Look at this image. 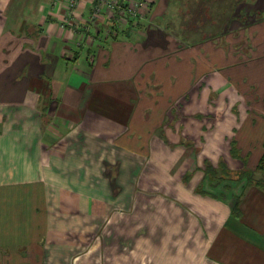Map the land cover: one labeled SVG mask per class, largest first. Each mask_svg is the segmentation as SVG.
Instances as JSON below:
<instances>
[{
	"label": "crops",
	"instance_id": "1",
	"mask_svg": "<svg viewBox=\"0 0 264 264\" xmlns=\"http://www.w3.org/2000/svg\"><path fill=\"white\" fill-rule=\"evenodd\" d=\"M174 1L157 0L137 28L124 20L119 29L113 11L91 20L94 0L73 12L67 0H0V264H108L95 241L84 243L116 231L104 223L111 178L118 195L165 196L139 215L141 223L151 216L140 258L264 264V187L238 193L233 176L256 169L264 153V23L249 34L253 47L258 41L255 60L215 51L218 66L197 68L174 37L149 42L157 21L177 23L165 18ZM169 52L179 59L169 61ZM255 83L257 110L248 100ZM177 109L180 119L214 117L199 153L173 138L183 123L166 130ZM221 162L226 184L208 191L207 164ZM118 252L115 264H126Z\"/></svg>",
	"mask_w": 264,
	"mask_h": 264
},
{
	"label": "rangeland",
	"instance_id": "2",
	"mask_svg": "<svg viewBox=\"0 0 264 264\" xmlns=\"http://www.w3.org/2000/svg\"><path fill=\"white\" fill-rule=\"evenodd\" d=\"M156 2L157 0L155 3ZM154 4L150 5L147 9L148 11L150 10V13L152 10L151 7L154 6ZM263 8L264 0H255L254 5L247 0H216L215 2L214 0H175L173 6L168 9L165 18L166 20L168 18L170 21L175 18L177 19V23H171L166 28L162 19L157 21L155 24L160 28H154L157 35L155 34V37L151 38L149 42L158 45H165L168 43L169 39H171L170 37H174L177 42H180V49L189 48L191 52L194 53L195 56H191V64L197 66V68L200 63H206L210 68L218 66L219 58L215 51L223 53V57H227L228 59L237 58V60L239 59L244 62V58H246L247 61H250L253 59L254 51L259 52V47H257V39L255 40L253 47L249 34L253 35L255 31L261 32L262 28L264 29V26L261 28L260 26L252 25L254 24L255 19L259 20L260 23H264ZM148 18L149 16L147 13V16L143 20ZM129 28H131V26ZM261 33L256 35L259 36ZM244 34L248 35L246 39L242 38ZM232 38L234 40H232ZM204 51H206V53ZM178 53L179 52L173 54L170 53L168 57H163H167L169 61L172 56L179 59ZM255 59L256 57L254 56L253 60ZM195 84L198 85L199 82H196ZM258 86L259 84L257 83L253 84L249 90L250 98L248 95L249 102L252 101L257 104H255L256 107L254 108L256 110L258 109L257 102L261 100L258 97ZM212 99L214 98L212 97ZM177 111L180 113V109L175 110V113L173 114L175 116L173 126L166 130L170 131L174 128L178 130V127H180L179 124L183 123L181 128L183 131H180L182 134L173 136V138H179L181 141H186L191 145H195L196 153H199L198 147L203 145L204 137L208 133L206 131L215 127L216 121L214 117L212 116V118L209 119H196L191 116L189 120H185L186 118L180 119V117H178ZM186 113H188V111ZM46 121L49 122L50 120L47 119ZM205 128L206 131L204 130ZM65 134L66 133H64V135ZM60 145L64 146L63 148H65V146L67 147V140H63ZM244 169L249 170L250 168L247 166L241 167L239 170L234 171L235 175L233 176H236L237 172ZM106 170L107 172H110L109 168ZM250 170L254 171L255 169ZM263 178L264 175L261 171L255 173L256 180H261ZM207 179L211 186L208 191L211 192H220L222 190L220 185L226 184V180L218 182L209 179L208 177ZM111 182L115 195H111L112 198L108 201L110 204L107 205V208L110 209V211L109 215L105 216L104 223H109L111 226H118V224L123 225L121 228L122 238L118 236L119 231L117 230V226H115L116 231L111 230L102 232L101 229L99 232H95L92 234V239H85L84 244L89 246L92 241H95L94 244L96 245L95 248H97L96 251H100L103 259L105 261L107 260L106 262H109L108 264H115L118 262V257L120 255L118 251L123 252L121 255L122 257L125 256L126 264H151V255H145V253H143V257L140 258V252L149 249L147 246H144V244H146L145 242L147 241L148 243L150 242L151 235L149 231H144L143 228H145V224L149 223L148 220H150L151 216L143 214L142 223L138 219L141 218L139 216L141 211L151 210V208L157 206L162 207L163 202H165L163 199L165 196L118 195V191L121 189L119 182L114 180V178H111ZM238 182H241L236 185L237 192L239 193L247 184V181L246 179H243L238 180ZM128 186L127 188L129 189ZM95 203H99L98 207L102 208L105 205V203L102 204V201H96ZM136 214L138 216H136ZM146 218L148 222H146ZM111 229L114 230V228ZM124 233L126 235L125 238ZM104 236L105 238H108L109 236V241H106ZM142 244L143 246L141 247ZM145 256L148 257L145 258Z\"/></svg>",
	"mask_w": 264,
	"mask_h": 264
},
{
	"label": "built area",
	"instance_id": "3",
	"mask_svg": "<svg viewBox=\"0 0 264 264\" xmlns=\"http://www.w3.org/2000/svg\"><path fill=\"white\" fill-rule=\"evenodd\" d=\"M85 0H67V9L73 12ZM94 12L91 20L102 17L103 12L113 11L117 28H121L124 20L130 22L131 28H137L140 21L145 19L148 7L156 0H94Z\"/></svg>",
	"mask_w": 264,
	"mask_h": 264
},
{
	"label": "trees",
	"instance_id": "4",
	"mask_svg": "<svg viewBox=\"0 0 264 264\" xmlns=\"http://www.w3.org/2000/svg\"><path fill=\"white\" fill-rule=\"evenodd\" d=\"M258 22L259 20L255 19L254 23H258ZM235 153H237L236 150H234V154ZM257 171H261L264 175V153L256 169L254 171H251L250 169L249 170L244 169L237 172L236 173L237 180L246 179L248 186L252 184H257L258 186L264 187V178L261 180L255 179V173ZM205 174L209 179L220 182L228 177V174H230V170L228 169L227 165L223 162H221L217 168L213 165L207 164V167L205 169Z\"/></svg>",
	"mask_w": 264,
	"mask_h": 264
}]
</instances>
